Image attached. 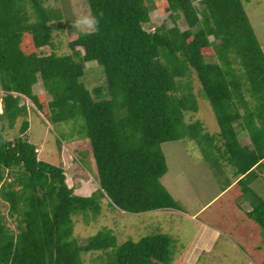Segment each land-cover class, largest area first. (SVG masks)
Returning <instances> with one entry per match:
<instances>
[{
  "label": "trees",
  "instance_id": "trees-1",
  "mask_svg": "<svg viewBox=\"0 0 264 264\" xmlns=\"http://www.w3.org/2000/svg\"><path fill=\"white\" fill-rule=\"evenodd\" d=\"M87 2L99 27L71 36L70 53L61 56L52 40L61 11L45 0H0V118L13 128L24 117L20 136L8 140L0 130V198L8 205L7 215L0 210V264H84L83 254L94 251L105 255L102 264H170L167 234L119 243L104 228L80 244L73 216L95 218L104 198L129 213L180 208L162 183V144L215 138L200 120L185 119L199 110L192 74L219 125L218 149L234 165L235 186L264 234V198L252 186L264 173V49L242 0H165L173 25L153 30L146 29L149 0ZM93 61L107 85L92 92L83 79ZM39 81L45 92L34 93ZM25 100L49 122L84 118L99 181L91 195L75 193L62 164L39 159Z\"/></svg>",
  "mask_w": 264,
  "mask_h": 264
},
{
  "label": "rangeland",
  "instance_id": "rangeland-1",
  "mask_svg": "<svg viewBox=\"0 0 264 264\" xmlns=\"http://www.w3.org/2000/svg\"><path fill=\"white\" fill-rule=\"evenodd\" d=\"M149 1L152 7L151 22L146 29L153 30L164 22L172 26L171 17L162 10L165 0ZM242 2L264 49V0ZM196 4L199 5L198 2ZM45 6L62 12V19L52 23V40L56 46V53L61 56L67 55L70 53L68 46L70 37L81 32L74 27L75 19L81 15H91L88 2L45 0ZM178 24L182 29L187 28L184 18H181ZM46 50L47 47H44L39 51ZM191 80L199 101V110L194 114L187 113L185 119L187 122L200 120L205 127V133L215 138L213 143L204 138L198 141L185 137L162 144L168 166L162 183L177 199L180 210L168 208L129 213L112 206L110 200L104 198L101 201V213L95 218L91 212L89 217L82 214L73 216L74 237L80 244H85L89 237L104 228L112 229L119 243L129 239L138 241L147 235L164 233L172 240L170 264H183V255L190 250L192 243L196 244L193 241L197 230L207 223L214 225L215 228H221L227 236L224 234L212 251L200 253L198 264H247L241 260L251 259V264H264L262 228L249 217L251 204L243 195L242 186L226 189L234 179L236 169L225 157L223 149H218L221 143L219 137L214 135L218 133L219 125L210 102L202 96L196 74H192ZM83 81L92 92L96 86L107 85L103 67L95 61L86 63V76ZM39 87L42 88L40 82L34 87L35 91L39 92ZM25 102L30 108L25 117L30 124L28 138L38 146L39 159L55 165L62 164L66 170L67 183L74 187L75 193L91 195L99 188V181L91 144L82 130L84 118L79 116L63 122H49L34 110L28 100ZM23 119L24 117L19 118L13 128L6 125L4 132L8 140L20 136ZM258 180L257 184L253 183L255 187L253 188L264 198V178ZM205 205L207 206L198 214L196 222L186 216L197 212ZM0 210L7 215L8 205L1 198ZM7 223L15 228V222L10 217L7 218ZM231 238L241 252L235 253L231 247H225ZM207 240L206 237L204 242ZM101 256L105 255L95 251L84 253V264H102Z\"/></svg>",
  "mask_w": 264,
  "mask_h": 264
},
{
  "label": "crops",
  "instance_id": "crops-1",
  "mask_svg": "<svg viewBox=\"0 0 264 264\" xmlns=\"http://www.w3.org/2000/svg\"><path fill=\"white\" fill-rule=\"evenodd\" d=\"M39 82L42 83L41 81H39ZM35 86H36V84L34 85V87ZM0 92H1V95L3 96V92L1 90H0ZM43 92H45L43 85H42V88L39 89V92L35 91V89H34V93H43ZM2 112H3L2 103H0V114ZM6 125H7L6 122H4L3 120H1V118H0V130L2 129L4 131L5 128H6ZM260 178H264V173L262 175H260L259 179ZM239 179H240V177L235 176L234 179L232 180V182H230L229 185L226 187V189L235 186ZM258 182H259V180L256 179V180H254L252 182V184L253 183H256L257 184ZM207 205L203 206L201 209H199L195 213H192L190 215L186 214V216H188V218L190 220L196 222L197 219H198L197 218L198 214ZM167 209L168 208H166V209H160V210H167ZM177 210H180V209H177ZM224 234L227 236V234L224 232V230H221V228H215L214 225L211 226V225H208L207 223L203 224L197 230V232H196V235H195V238H194V241H193V242H196V244L195 243L194 244L192 243V247L190 248V250L188 249L189 251L187 250V252L183 255V259H182L183 264H198L199 263V260H200L199 254L200 253H205V252L212 251V249L215 248V246L217 245V243L220 241L221 237ZM206 237H207L208 240L206 242H204V240L206 239ZM198 239H199V241H198ZM230 240L231 241L229 243L225 244V247H231L235 251V253L236 252H241V249H239L236 244L234 245V240L232 238ZM231 243H233V244H231ZM243 254L245 256H247L244 252H243ZM241 261L244 262V263H247V264H251L252 259L251 260H241ZM253 264H255V263H253Z\"/></svg>",
  "mask_w": 264,
  "mask_h": 264
},
{
  "label": "clouds",
  "instance_id": "clouds-1",
  "mask_svg": "<svg viewBox=\"0 0 264 264\" xmlns=\"http://www.w3.org/2000/svg\"><path fill=\"white\" fill-rule=\"evenodd\" d=\"M74 27L79 29L84 35H90L95 32L99 27V19L90 14L81 15L74 21ZM1 95V92H0ZM0 103H2V95L0 97Z\"/></svg>",
  "mask_w": 264,
  "mask_h": 264
}]
</instances>
